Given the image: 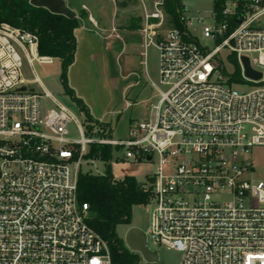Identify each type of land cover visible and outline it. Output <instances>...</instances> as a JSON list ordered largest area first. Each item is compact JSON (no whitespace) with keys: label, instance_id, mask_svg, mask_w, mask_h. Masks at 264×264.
Masks as SVG:
<instances>
[{"label":"built area","instance_id":"obj_1","mask_svg":"<svg viewBox=\"0 0 264 264\" xmlns=\"http://www.w3.org/2000/svg\"><path fill=\"white\" fill-rule=\"evenodd\" d=\"M140 3L142 54H158L157 82L149 79L156 100L152 116L117 139L111 127L87 136L70 106L32 91L38 78H23L20 54L33 73V60L52 58L38 55L35 33L0 24V264H111L76 197L91 146L121 149L122 160L155 159L148 248L150 241L176 250L179 264H264V158L258 168L252 156L264 150V0H212L205 15L179 0L174 18L164 0ZM111 37L120 39L114 24L102 38ZM221 51L235 56L236 78L224 71ZM242 57L259 79L244 75ZM42 98L54 108L42 110Z\"/></svg>","mask_w":264,"mask_h":264},{"label":"rangeland","instance_id":"obj_2","mask_svg":"<svg viewBox=\"0 0 264 264\" xmlns=\"http://www.w3.org/2000/svg\"><path fill=\"white\" fill-rule=\"evenodd\" d=\"M120 1L116 0L113 4L109 0H64L68 9L78 17L83 26L75 31L76 51L74 62L66 74L67 86L73 91L74 96L82 101L92 118L91 121L87 120L86 114L79 110L76 103L66 94L60 80L61 68L58 59L53 58L51 63L33 60V73L24 56L20 54L23 78L27 81L33 80L34 77L38 78V82L29 88L40 94L46 91L60 103L70 106L87 136H95L97 121L98 124L107 125V131L109 127L112 128L113 139L123 137L130 125L152 116L150 107L156 100V91L149 79L157 82V51L149 47L144 57L138 29L129 27L133 19L141 17L142 5L140 0H123L125 5L119 6ZM143 1L149 8L151 0ZM211 2L212 0H185V5L190 14L205 15L210 11ZM89 14L94 18L97 27L89 23ZM112 24L117 27L120 39L114 37L102 39ZM194 34L201 45L213 47V42L202 38L200 30L195 29ZM220 57L224 71L232 73L235 69L227 53L221 51ZM232 88L243 93L250 90V85H232ZM40 106L42 110L54 108V104L48 98H42ZM67 129L71 138L79 137L74 124H69ZM101 131L104 133L105 129ZM88 154L87 151L86 156ZM121 154V149L111 148L109 172L113 179L121 181L133 178L139 184L148 186L149 177L156 169L155 159L151 162L122 160ZM252 156L257 161L258 168H261L259 164L261 165L264 158V150L256 149ZM80 170L83 173L102 175L106 170V162L98 157H86ZM151 207L152 203L133 207L130 223L117 226L118 237L124 240L125 233L131 227L146 231ZM147 244L157 253L158 260L155 263H146L141 259L139 264H179L181 254L176 250L162 245H152L150 241Z\"/></svg>","mask_w":264,"mask_h":264},{"label":"trees","instance_id":"obj_3","mask_svg":"<svg viewBox=\"0 0 264 264\" xmlns=\"http://www.w3.org/2000/svg\"><path fill=\"white\" fill-rule=\"evenodd\" d=\"M179 0H164L165 11L174 18V7ZM121 0L119 6H124ZM74 15V13L72 12ZM75 16V15H74ZM136 22V23H134ZM5 23L13 27L28 30L37 35V53L39 56L56 58L59 60L60 80L66 94L76 103L79 110L86 114L87 120L92 118L80 99L74 96L67 86L66 74L74 62L76 51L75 31L79 28L78 17L68 19L65 16L50 13L45 8L30 5L29 0H0V24ZM141 18L132 20L130 28L138 29ZM173 23H177L173 20ZM234 65L235 78L239 68L234 55L229 56ZM97 127L106 129L107 125L98 124ZM91 130V129H90ZM89 130V132H90ZM107 137L110 133H106ZM87 157H98L106 162V170L102 175L78 172L77 202L88 206L89 226L107 243L111 264H139L141 258L137 253L126 248L118 237V225L129 224L131 210L135 206H145L150 198V187L143 186L133 178L117 181L109 172L110 147L91 146ZM150 181V179H149Z\"/></svg>","mask_w":264,"mask_h":264},{"label":"water","instance_id":"obj_4","mask_svg":"<svg viewBox=\"0 0 264 264\" xmlns=\"http://www.w3.org/2000/svg\"><path fill=\"white\" fill-rule=\"evenodd\" d=\"M30 5L39 8H45L50 13L65 16L68 19H73L75 16L66 6L64 0H29ZM241 63L244 68V75L251 79L257 80L261 74L252 70L249 67L248 59L241 58ZM149 160V157L147 158ZM126 247L146 263H155L158 260L157 253L150 250L145 243V234L142 230L131 227L127 230L123 240Z\"/></svg>","mask_w":264,"mask_h":264},{"label":"crops","instance_id":"obj_5","mask_svg":"<svg viewBox=\"0 0 264 264\" xmlns=\"http://www.w3.org/2000/svg\"><path fill=\"white\" fill-rule=\"evenodd\" d=\"M89 23L90 24H92L93 25V27H97L98 25H97V23L95 22V20H94V18L89 14ZM79 27H81V28H83V26L80 24L79 25ZM85 28V27H84ZM79 29V28H78ZM77 29V30H78ZM101 37V36H100ZM76 38V37H75ZM102 38V37H101ZM113 38V37H112ZM103 39V38H102ZM109 39V38H108ZM104 40H107V39H104ZM121 42H123V40L121 41ZM108 47V46H107ZM124 47V42L123 43H121V48H123ZM107 129V128H106ZM105 129V130H106Z\"/></svg>","mask_w":264,"mask_h":264}]
</instances>
